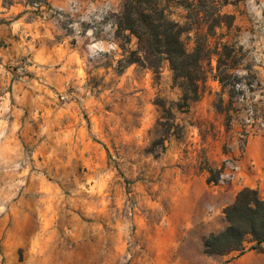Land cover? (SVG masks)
Returning a JSON list of instances; mask_svg holds the SVG:
<instances>
[{
    "label": "rangeland",
    "instance_id": "rangeland-1",
    "mask_svg": "<svg viewBox=\"0 0 264 264\" xmlns=\"http://www.w3.org/2000/svg\"><path fill=\"white\" fill-rule=\"evenodd\" d=\"M122 1L0 0V264H264L249 237L241 253L206 254L228 200L191 213L166 169L209 152L219 178L236 159L237 178L215 183L248 170L264 197V0H209L235 20L208 35L187 105L167 60L131 61ZM188 2L156 0L204 29ZM182 38L191 50L194 30Z\"/></svg>",
    "mask_w": 264,
    "mask_h": 264
},
{
    "label": "trees",
    "instance_id": "trees-1",
    "mask_svg": "<svg viewBox=\"0 0 264 264\" xmlns=\"http://www.w3.org/2000/svg\"><path fill=\"white\" fill-rule=\"evenodd\" d=\"M190 14L187 19L205 21V28H193L192 22H179L170 18L165 8L156 0H123L121 10L116 14L118 30L128 31L138 43V48L129 52L140 64L158 68L162 60L169 62L174 79L182 89V101L187 105L198 99L199 85L203 82L206 70L203 64L204 47L208 35L215 28L224 24L232 26L235 15L221 12L210 6L209 0H188ZM229 0H224L227 4ZM199 5L200 8L191 6ZM194 5V6H195ZM194 30L195 44L189 50L183 40L186 32ZM225 47V45H223ZM210 181H217L213 169L209 168ZM228 221L225 228L211 232L204 240L206 254H230L244 249V242L249 237L252 248L262 250L264 242V197L256 188L245 186L240 189L232 203L224 207Z\"/></svg>",
    "mask_w": 264,
    "mask_h": 264
},
{
    "label": "crops",
    "instance_id": "crops-1",
    "mask_svg": "<svg viewBox=\"0 0 264 264\" xmlns=\"http://www.w3.org/2000/svg\"><path fill=\"white\" fill-rule=\"evenodd\" d=\"M181 157L183 156L177 154L173 161L185 162L186 160ZM220 164V158L212 156L211 153L207 152L203 164L199 161L198 164L195 165L189 164V167L179 164L168 166L166 169L169 173H172V182L175 184L177 190L179 187L185 190L183 193L182 191H176L175 196L173 197L172 195V200L185 201L186 205L189 207L188 211L191 213H196L197 211H201V209L206 212L207 210L204 208V204L201 200H215V198L220 197V200H228L227 203L222 205V207H224L233 202L237 192L243 187H255L256 180L253 174L248 170H243L242 181L239 183H232L231 185L213 184L209 180L211 176L209 168L216 170ZM190 218L189 223L191 225L200 221L198 218H194V216H190ZM225 222L228 223L227 220H225Z\"/></svg>",
    "mask_w": 264,
    "mask_h": 264
},
{
    "label": "built area",
    "instance_id": "built-area-1",
    "mask_svg": "<svg viewBox=\"0 0 264 264\" xmlns=\"http://www.w3.org/2000/svg\"><path fill=\"white\" fill-rule=\"evenodd\" d=\"M246 145H247V140L244 137H242L240 139V144H239V151L241 156L245 151ZM240 169H241V165L238 160L227 159L226 164L219 171L220 174H219V178H217V181L224 182L228 180H234L235 178H237ZM211 182L215 183L214 181Z\"/></svg>",
    "mask_w": 264,
    "mask_h": 264
}]
</instances>
